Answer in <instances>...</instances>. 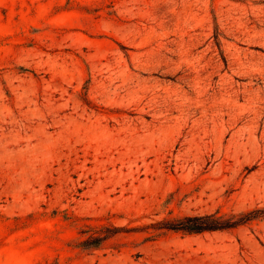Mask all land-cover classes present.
Instances as JSON below:
<instances>
[{"label":"rangeland","instance_id":"obj_1","mask_svg":"<svg viewBox=\"0 0 264 264\" xmlns=\"http://www.w3.org/2000/svg\"><path fill=\"white\" fill-rule=\"evenodd\" d=\"M256 210L264 0H0V264H264L156 227Z\"/></svg>","mask_w":264,"mask_h":264},{"label":"trees","instance_id":"obj_2","mask_svg":"<svg viewBox=\"0 0 264 264\" xmlns=\"http://www.w3.org/2000/svg\"><path fill=\"white\" fill-rule=\"evenodd\" d=\"M264 210H256L240 217L224 218L217 213L203 216H185L156 224L158 229L187 234H200L205 232L223 231L234 229L254 219L263 218ZM117 232V231H115ZM107 236V235H106ZM105 237L99 239L104 240Z\"/></svg>","mask_w":264,"mask_h":264}]
</instances>
